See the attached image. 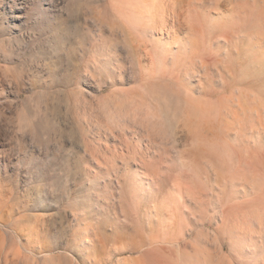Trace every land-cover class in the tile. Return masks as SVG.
<instances>
[{
	"label": "rangeland",
	"instance_id": "374dc122",
	"mask_svg": "<svg viewBox=\"0 0 264 264\" xmlns=\"http://www.w3.org/2000/svg\"><path fill=\"white\" fill-rule=\"evenodd\" d=\"M0 264H264V0H0Z\"/></svg>",
	"mask_w": 264,
	"mask_h": 264
}]
</instances>
